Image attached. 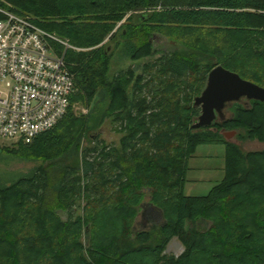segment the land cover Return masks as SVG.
<instances>
[{
	"label": "trees",
	"instance_id": "1",
	"mask_svg": "<svg viewBox=\"0 0 264 264\" xmlns=\"http://www.w3.org/2000/svg\"><path fill=\"white\" fill-rule=\"evenodd\" d=\"M0 5L77 48L64 50L70 102L88 106L76 113L70 105L31 141L0 147L40 160L0 184V264H264V149L243 151L221 131L264 140V102L233 101L228 116L192 126L193 98L215 64L264 86V0ZM157 33L171 49L138 73L128 66L109 76L116 45L137 60L154 53ZM104 117L121 132L117 143L92 133ZM206 141L224 145L223 176L206 193L186 194L188 161ZM142 217L149 223L137 225ZM174 236L183 246L177 255L164 251Z\"/></svg>",
	"mask_w": 264,
	"mask_h": 264
},
{
	"label": "built area",
	"instance_id": "2",
	"mask_svg": "<svg viewBox=\"0 0 264 264\" xmlns=\"http://www.w3.org/2000/svg\"><path fill=\"white\" fill-rule=\"evenodd\" d=\"M0 12V138L26 143L52 128L70 105L88 111L70 102L74 77L64 50L76 47L28 15L1 5Z\"/></svg>",
	"mask_w": 264,
	"mask_h": 264
},
{
	"label": "rangeland",
	"instance_id": "3",
	"mask_svg": "<svg viewBox=\"0 0 264 264\" xmlns=\"http://www.w3.org/2000/svg\"><path fill=\"white\" fill-rule=\"evenodd\" d=\"M154 35V53L141 57L137 60H133L125 55H120L117 50V48L120 46L116 45L114 53L112 51L113 54L109 76L113 75L117 70L126 68L128 66L132 67L134 71L138 73L141 71L143 63L155 59L163 52V49H171L172 44L167 41L164 36L160 35L159 33ZM60 37L67 39L68 42L71 43L67 37ZM104 41H107V37L103 40V42ZM113 45L114 42L111 41L108 47H113ZM241 101H243L242 103H247L244 102V98H242ZM73 103L80 104V106L83 108H88V106L83 103ZM225 112L226 116L230 114V110H226ZM76 113L86 112H81L80 108H78L76 109ZM115 126L116 124L110 120V117H104L102 122L92 133H95L97 139H102L108 144H114L117 143L121 134V132L114 129ZM238 131L239 129H233L227 139L237 143L243 151L251 149H264V140H258L256 138H239L236 135ZM88 142L89 141L87 140V137L81 138L82 144H87ZM15 143L17 142H13L11 139L0 138V147L2 145H11ZM223 152L224 145L222 142L206 141L197 145L194 154L190 157L188 162V172L186 173V180L183 186V191L186 194L206 193L209 188L223 176ZM39 162L40 160L38 159H25L8 154L0 148V184H8L18 176L31 172ZM146 191H148V189H146ZM143 202H147V199H144ZM62 216H64V214ZM141 222L149 223V221L144 219V217L140 219V223L137 222V225H140ZM182 249L183 246L181 242L177 239V237L174 236L170 239L164 251L172 252L177 255Z\"/></svg>",
	"mask_w": 264,
	"mask_h": 264
},
{
	"label": "water",
	"instance_id": "4",
	"mask_svg": "<svg viewBox=\"0 0 264 264\" xmlns=\"http://www.w3.org/2000/svg\"><path fill=\"white\" fill-rule=\"evenodd\" d=\"M245 98L257 99L264 102V86L250 79L242 77L238 72L229 69L222 64H215L206 75L205 84L200 93L193 98V104L199 107L193 127L212 125L216 119H223L224 106L233 101ZM221 130L228 138L233 129ZM148 202H141L144 207ZM88 225L85 227V235L88 236Z\"/></svg>",
	"mask_w": 264,
	"mask_h": 264
},
{
	"label": "flooded vegetation",
	"instance_id": "5",
	"mask_svg": "<svg viewBox=\"0 0 264 264\" xmlns=\"http://www.w3.org/2000/svg\"><path fill=\"white\" fill-rule=\"evenodd\" d=\"M245 99V98H244ZM242 100V98L239 100V101H237V102H243V101H241ZM244 102H247L246 101V99H245V101ZM229 108H230V106H229V104H226L225 106H224V108H223V111L225 112L226 110H229ZM226 113V112H225Z\"/></svg>",
	"mask_w": 264,
	"mask_h": 264
},
{
	"label": "crops",
	"instance_id": "6",
	"mask_svg": "<svg viewBox=\"0 0 264 264\" xmlns=\"http://www.w3.org/2000/svg\"><path fill=\"white\" fill-rule=\"evenodd\" d=\"M189 162V161H188ZM188 172V171H187Z\"/></svg>",
	"mask_w": 264,
	"mask_h": 264
}]
</instances>
